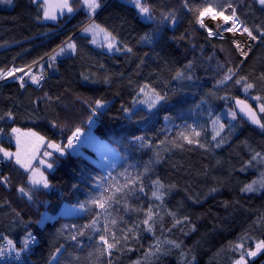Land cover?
<instances>
[{
	"label": "trees",
	"instance_id": "trees-1",
	"mask_svg": "<svg viewBox=\"0 0 264 264\" xmlns=\"http://www.w3.org/2000/svg\"><path fill=\"white\" fill-rule=\"evenodd\" d=\"M68 2L72 4L74 14L69 16L65 13L58 23L38 22L35 19L37 9L32 0H13L11 6L0 5V70L36 64L33 73L44 77L40 88L35 87L28 77L24 79L25 87H20L16 80L0 83V117H5L0 120V127L4 128L0 145L7 149L16 148L10 135L11 127L31 129L47 142L66 144L65 137L72 124L87 128L88 106L85 101L90 104L94 98H105L110 101L109 110L98 119L94 131L97 136L117 148L122 156L121 165L113 175H119L125 169L129 173L133 170V165L137 164L133 175L137 176V171L140 172L144 190L149 195L147 199H137V195L129 193L123 200L119 198L124 193L119 195L117 200L122 207L112 208V217L117 219L112 230H126L135 225L139 218L143 221L151 205L153 216L150 223L155 236L147 232V226L144 225L140 238L133 237L130 242L133 251L115 250L111 257L97 256L95 250L87 246L89 230L85 229L83 239L86 246L83 250L77 249L73 255L79 258L80 264H107L109 259L111 264H191L192 256H195V264H234L239 255L237 245L243 243L245 249L249 245L254 248L258 241L264 240V195L259 192L255 195L240 192L242 185L238 183L255 179L257 173L255 169L243 173L231 171L233 166L239 169L241 159L247 160L252 149L264 150V131L253 125L234 101L226 102L216 98L214 94L210 102L216 114H223V123L227 124L229 121L226 115L229 107L237 113V119L232 121L237 129L228 136L227 143L221 148L210 150L201 148L199 143L190 145L184 140H178L177 143L182 146L177 147L172 141L176 139L179 129L174 128L167 134L168 139L164 144L160 140L166 134L160 132L158 137H154V148L129 149L126 137L121 132L123 121L119 109L121 104L129 102L130 93L137 82L151 83L157 88L176 87L170 78L169 67L162 64L156 56L159 53L165 59L174 61L177 68L183 67L189 59L197 61L200 88L182 98L183 120L174 119L172 123L182 127L184 121L189 123L195 117L207 121L205 116L198 115L195 105L210 92L221 97L225 95L226 85H220L217 92L216 81L222 75L221 68H233L236 73H246L251 78L258 77L264 72V44L259 41L250 55L242 59L228 40L209 37L199 24L190 22L191 16L186 14L187 9L181 11L184 0H149L157 15L160 12L175 11L179 23L175 28L169 25L155 44L146 45L138 41V34L151 25L137 19L136 10L128 4V0H106L103 11L98 10L96 22L109 31L114 29L113 34L117 40L127 43L133 49V53L128 56L119 52L111 54L104 50V45H93L91 36L83 31L91 21L79 0ZM193 2L197 5H218L224 3V0ZM230 2H233L236 14L244 25L250 28L264 25V10H261L258 0ZM54 3L57 1L54 0ZM120 17L126 18L128 24L120 27ZM69 41L76 43L77 51L57 56L54 65L50 67L47 61L50 55L55 54L53 50L58 51L60 46ZM144 53H148V56ZM141 59L144 64L138 71L137 65ZM84 75L99 80L108 76L111 83L93 84L85 81ZM253 82L257 86L250 90V94L244 93L239 86L227 87V94L229 97L247 100L264 120V114L259 113V104L253 99L256 95H264L261 91L264 84L256 80ZM228 85H231V81ZM9 111L13 113L14 119L6 117ZM167 114H161L155 125L157 131L165 127L163 116ZM54 124L59 126L55 127ZM227 133L226 128L221 135L226 136ZM213 134V126L207 121L206 133L192 138L201 143L214 144L211 141ZM157 150L160 154L159 163L149 164ZM68 153L60 158L52 171H47L46 174L55 187L38 193L39 205L28 201L19 191L22 186L26 189L29 187V173L16 164L14 159H6L1 155L0 231L17 242L23 238L26 227L37 235L36 249L28 255L29 264H51L50 253L61 244L67 247L72 243L68 240L67 233L59 232L61 225H84L94 218L86 213L76 216L60 215L65 204L70 206L86 198L84 177L88 173L91 172L94 176L99 173L108 178V174L90 158ZM145 164L149 165L148 172H144ZM155 179L166 186L161 190L166 192L163 201L151 196L152 188L155 189L152 181ZM74 184H79V189L73 188ZM169 184L176 186L170 192L167 191ZM213 187L218 191L210 193L209 189ZM198 195L202 202L194 204L193 200ZM225 201L229 202L227 207ZM137 208L141 210L135 211ZM45 212L55 218L37 223L43 219L40 213ZM94 212L100 211L96 207ZM172 212L177 213L175 218L169 214ZM183 214L188 215V221L183 220ZM176 219H180L181 223L176 224ZM193 225L195 230H192ZM100 226H103V217L100 218ZM171 240L181 243V248L172 247L168 243ZM247 258L249 264H264V252L259 253L256 258Z\"/></svg>",
	"mask_w": 264,
	"mask_h": 264
},
{
	"label": "snow or ice",
	"instance_id": "snow-or-ice-1",
	"mask_svg": "<svg viewBox=\"0 0 264 264\" xmlns=\"http://www.w3.org/2000/svg\"><path fill=\"white\" fill-rule=\"evenodd\" d=\"M0 3L5 5H11L13 0H0ZM80 5L86 9L88 14V19L91 21L83 31L85 33H91L94 39L92 43L95 44V37L98 35H103L107 45V49L113 53H123L125 56L133 53L132 47L128 46L127 43H120L117 37L113 34V31H109L108 28L97 23L95 17L98 10L103 11L106 0H79ZM261 10H264V0H258ZM32 4L35 5L37 11L35 19L38 22L42 21H53L59 22L60 18L65 15L69 16L74 14V8L68 0H60L58 3H53L52 0H32ZM128 4L133 6L136 10L137 19L141 22L151 25L147 30H142L138 34V41L143 44H155L158 38L164 33L169 25L175 28L179 21L177 13L175 11H165L160 12L157 15L156 9L153 8L149 0H128ZM187 9L186 14H190V22L193 24H199L201 29L207 32V36L211 37L213 35L223 39L220 32H215L209 26L204 23V17L208 16L211 20L215 21L218 18L222 19L224 22V30L232 33L233 37L229 43H235L236 49L240 51L242 56H247L248 52L244 50L246 47L249 51L252 45L247 43V40L257 41L259 40L261 44H264V25L257 27H248L239 21V17L236 15L233 2L230 0H224V3L213 5V4H202L197 5L193 0H184L182 4L181 11ZM230 22V23H229ZM128 24V20L124 17L119 18V26L123 27ZM217 27H220L217 25ZM246 33V41L244 42V47L241 46V42L236 41L235 33ZM255 32V34H254ZM175 38V37H173ZM103 46V45H101ZM195 48V46H193ZM77 51V45L75 42L69 41L67 44L59 47V50H53L54 55L48 57V65L51 67L54 65L57 56L63 55L65 53L71 54ZM148 56V53H144ZM156 56L160 59L161 63L168 66L170 69V78L175 82L176 87L172 88H157L151 83H139L133 88L130 93V100L127 104H121L119 112L121 114V120L123 121L121 125V132L124 137H126V142L129 149H143L145 147L152 149L155 147V138L158 137L160 132L165 133L164 139L160 140L161 144L165 143L168 139V129L166 127L157 131L155 125L159 122L162 113H168L163 116V119L169 123H172L174 119L183 120V108L182 105L184 100L182 99L188 93H195L199 88L200 84L199 76L197 75V61L195 59L187 60V63L180 68H177L175 62L171 59H165V57L160 56L156 53ZM35 63V61H33ZM144 64V60H140V64L137 65V70L139 71L140 66ZM103 68V65H100ZM160 65H157L159 67ZM43 69V65H41ZM222 75L216 81L217 92L220 85H226L227 87L239 86L244 93L250 94V90H253L257 85L253 80L259 81V83L264 84V72H262L258 77L251 78L246 73H236L233 68H221ZM16 72H20L28 76V79L34 84H39L43 77H37L31 71V68L25 72L24 67L16 68L13 67L7 71L0 70V80H6L8 77H13ZM24 75L17 77L19 80V86L25 87L26 81L24 80ZM83 75V74H82ZM83 79L85 81H90L93 84L97 83H111L108 76H105L103 80L90 79L89 76L84 75ZM231 81V85L228 82ZM131 80L129 84L131 85ZM227 87H225V95L219 96L217 93H209L207 96L202 97L195 105V109L198 115H203L206 117L207 121H210L213 126L214 134L211 137L210 142L201 143L198 140H194L192 137H199L200 132L196 131V128L188 124L186 121L183 123V127L179 125H173L179 130L176 133V139L172 141L177 147H181L178 140L187 141L188 144L199 143L201 148H209L210 150L221 148L222 145L227 143L228 136L235 133L237 125L233 124L232 121L237 119L236 111L229 107L227 109L226 115L229 118L227 124L222 122V115L216 114L212 107L211 99L214 94L216 98L223 99L226 102L234 101L235 105L239 108L240 112L248 118V120L256 125L261 131H264V120H262L258 115L256 110L253 109L252 105L247 102V100L240 99L238 97H229L227 94ZM264 92V89L261 90ZM47 95V94H45ZM51 99V97H48ZM253 99L259 104V113L264 114V95H256ZM85 103L88 106V115L86 117L87 121V131L84 127L78 124H72L68 128L69 134L65 137L66 144L63 142L57 143L56 141H49L46 144L47 148L52 149V151L43 152V159L38 161V165L34 167L33 161L37 159V152L40 147V143L44 141V137L40 136L38 133L32 131L31 129L24 130L19 127H11L10 135L11 138L15 140V153H12L4 148H0V152L3 153L6 158H15V162L21 165L30 175L27 176V182L29 187H20L19 191L26 196L27 200L35 205H39L40 200L38 193L42 190H47L55 187V184L47 175L48 170H52L56 167L61 157L66 156L68 150H71V154L78 157L84 156L82 149L88 148L97 152L100 156V160L97 162L101 169L107 167H115L113 163V156L110 155L114 150L110 147L108 143L102 140L96 135L94 127L98 122V119L102 117L106 111H108V105L110 101L105 98H94L90 104L87 101ZM191 109H189L190 111ZM174 113V115H173ZM6 117L8 119H14L12 112H7ZM5 117H0V120H4ZM6 122V121H5ZM58 127V124H54ZM228 129L227 135H221V133ZM0 133H4V128L0 127ZM143 133V134H141ZM83 137V139H81ZM219 137V139H218ZM58 154V155H56ZM126 159V158H125ZM160 154L159 150L154 153V159L149 161L151 163H159ZM144 172L149 171V165H143ZM43 169V170H42ZM249 169H255L257 176L255 179H250V181H238L242 186L239 188L240 192L249 193L255 195L256 193H261L264 195V150L257 151L252 149L247 160L241 159L239 169L234 166L231 171L247 172ZM230 171V178H231ZM120 175L125 177V184L118 185L115 179L112 177L111 172L108 173V178L97 173L95 176L90 172L84 177V183L86 185V198L78 200L77 203L65 207L61 211L67 215H74L76 213L84 212L89 216L94 218L90 219L89 223L84 225H78L76 223H69L61 225L59 229L60 233H67L68 240L72 243L69 246L61 244L56 247L50 253L51 264H80L78 257H75L73 253L79 249L83 250L85 248V229H88L87 235V246L95 250L97 256H109L113 254L115 249L117 252L124 249L127 242V235L125 230H121V235H117L112 231L110 225H115L117 219L112 217L111 212L108 210L111 208L112 202L116 199V191H121L123 188H128L129 182L139 181L137 188H128L127 192H124L123 196L119 199L123 200L128 197L129 193L138 192L140 194L144 193V184L141 180L140 175L136 177H131L127 174V170L120 173ZM7 181V178H5ZM155 190L151 192V196L157 200L163 201L166 195V186L159 179L152 181ZM79 184H74L73 188L79 189ZM176 186L174 184L167 185V191H171ZM115 189V191H114ZM218 189L213 187L209 189L210 193L217 192ZM140 198L139 195L136 197ZM193 200L192 196L188 197ZM119 202V200H116ZM194 204H200L201 198L198 195L194 200ZM229 204L225 201V206ZM107 206V207H106ZM100 208L104 210L103 212H94V208ZM135 211H140L141 209H134ZM174 218L177 213H169ZM41 217L51 219L48 214L40 213ZM153 212L152 206L149 205L146 213V218L143 219V225L147 226L146 231L150 232L155 236L154 229L150 221L152 220ZM103 217V226H100V218ZM122 219V217L120 218ZM189 217L187 214H183V220L188 221ZM38 220L37 223H41ZM176 224H180L181 220L176 219ZM264 223V221H262ZM255 222H253V227ZM195 230V225L193 229ZM127 232H133V229H127ZM0 239L4 241L0 244V264H29L28 255L31 252L32 246L38 243L37 235L32 231L25 229V234L23 238L17 242L7 236H0ZM19 243V246H17ZM168 243L176 248H181V243L176 240L168 241ZM71 249V250H70ZM236 250L239 255L234 260V264H249L247 257L255 258L259 253L264 252V240H260L256 243L253 248L251 245L245 249L243 243L237 245ZM159 251V249H158ZM183 255V253H181ZM107 264H111V260L107 261ZM191 264H195V256L191 257Z\"/></svg>",
	"mask_w": 264,
	"mask_h": 264
},
{
	"label": "rangeland",
	"instance_id": "rangeland-1",
	"mask_svg": "<svg viewBox=\"0 0 264 264\" xmlns=\"http://www.w3.org/2000/svg\"><path fill=\"white\" fill-rule=\"evenodd\" d=\"M52 2L54 3V0H52ZM0 5H4V6H11V5H5V4H2V3H0ZM86 10V9H85ZM87 12V11H86ZM99 13V12H98ZM207 18H209L208 16H206V17H204V23L207 25V26H209V24L207 23ZM218 20V19H217ZM210 27V26H209ZM90 36H91V38H92V40L94 39V37L92 36V34L91 33H88ZM222 36H223V39H226V40H228V41H230L231 39L230 38H228V35H224V33L223 34H221ZM211 37H215V38H219V37H217V36H215V35H213V36H211ZM95 40H96V43L95 44H93V45H95V46H100V45H104V50L106 51V52H108V53H111V54H113V52H110L108 49H107V45H106V42H105V38H104V36L101 34V35H98V36H96L95 37ZM234 46H235V48H236V45H235V43H232ZM118 53V52H117ZM20 68V67H19ZM29 70V69H28ZM26 68H25V72H27L28 71ZM31 71H32V73H33V68L31 69ZM34 74V73H33ZM21 75H24V74H22V73H20V72H16L15 74H14V76L13 77H8V79L9 78H12V79H10V80H16L17 79V77H19V76H21ZM26 77H28L27 75H24V79L26 78ZM5 80H0V83H2V82H4ZM18 81V80H17ZM188 124H190V125H192L193 127H195L196 128V131H198V132H200V136L203 134V133H206V130H207V121H205L204 119H202V118H199V117H195L191 122H189ZM174 125V123H169V122H166V124H165V127L168 129V133H170L174 128H176V127H174L173 126ZM182 127H183V125H182ZM22 129V128H21ZM24 130H28V129H24ZM33 131V130H32ZM35 132V131H34ZM41 136V135H40ZM199 136V137H200ZM101 138V137H100ZM81 139H83V137L81 138ZM102 140H104L106 143H108L109 145H110V147L114 150L112 153H110V155H112L113 156V163H114V165H115V167H107V168H105V169H102V171L105 173V174H108L109 172H111V174L113 175V173L116 171V170H118V168L120 167V165H121V162H122V156H121V154H120V152L117 150V148H115L111 143H109L107 140H105V139H103V138H101ZM12 140H13V142H14V145H15V140H14V138H12ZM48 142H47V140L46 139H44V141L42 142V143H40V147H39V149H38V152H37V159L36 160H34L33 161V166L34 167H36V166H39L38 165V161L40 160V159H43L44 157L42 156V154H43V152H45V151H52V149H50V148H47L46 147V144H47ZM1 148H4L3 146L1 147ZM4 149H6V150H8V151H10V152H12V153H15V151H16V148L15 149H7V148H4ZM81 151H83L84 152V155L86 156V157H88V158H90L93 162H95L98 166H99V164L97 163L99 160H100V156H99V154L97 153V152H95V151H93L92 149H88V148H85V149H82ZM1 155H2V157H4V155H3V153L1 152ZM4 158H6V157H4ZM6 159H9V158H6ZM11 159H14L15 160V158H14V156H13V158H11ZM21 166V165H20ZM137 166V164H134L133 165V170H131L129 173H127L129 176H131V177H136V175H133V173H134V171H135V167ZM23 168V167H22ZM24 169V168H23ZM25 170V169H24ZM43 170V169H42ZM53 170V169H52ZM52 170H49V171H52ZM26 171V170H25ZM137 173L139 174L140 172H138L137 171ZM29 175H30V173H29ZM113 178L115 179V182H116V184H118V185H124L125 184V177L124 176H122V175H113ZM138 185H139V181H135V182H129V184H128V188H137L138 187ZM128 188H123L121 191H116V199L112 202V205H111V208L110 209H108L110 212H111V214H112V208L113 207H115V206H120V207H122V204H121V202L119 201V202H116V200H117V197L119 196V195H121V194H123L124 192H126V191H128ZM47 190H49V189H47ZM153 190H155L154 188H152V190H151V192L153 191ZM114 191H115V189H114ZM133 195H139L140 196V198L139 199H141V198H143V199H147L148 197H149V195L147 194V192L144 190V193L143 194H140V193H138V192H135ZM67 206H69L68 204H65L64 206H63V208L62 209H64L65 207H67ZM107 207V206H106ZM98 208V207H97ZM61 209V210H62ZM98 210L100 211V212H103L104 210H102V209H100V208H98ZM84 212H80V213H76V214H74V215H67V214H64L62 211L60 212V215H62V216H76V215H80V214H83ZM126 213H127V211H126ZM113 215V214H112ZM48 216L49 217H51V219H48V218H44L43 217V219H42V222L44 223V222H46V221H48V220H53L55 217L54 216H52V215H50V214H48ZM110 227L112 228L113 227V225H110ZM143 228H144V225H143V223H142V220L139 218L138 219V222L135 224V225H133V226H130V227H128V229H133V232H127V229L125 230V234L127 235V242H126V245H125V247H124V249H128V250H130V251H133V247L131 246V244H130V242H131V240H132V238L134 237V238H136V239H138V238H140V235H141V233H142V231H143ZM113 229V228H112ZM113 232H115L118 236L119 235H121V230L120 229H117V231L116 230H112ZM113 252H115V249L113 250ZM109 257V256H108ZM249 258H252V257H249ZM256 258V257H255ZM247 260H248V258H246Z\"/></svg>",
	"mask_w": 264,
	"mask_h": 264
},
{
	"label": "built area",
	"instance_id": "built-area-1",
	"mask_svg": "<svg viewBox=\"0 0 264 264\" xmlns=\"http://www.w3.org/2000/svg\"><path fill=\"white\" fill-rule=\"evenodd\" d=\"M237 15V14H236ZM210 18V17H209ZM207 20V23H208V18L206 19ZM240 21V20H239ZM241 22V21H240ZM246 41V35H244V41H242V43H241V46L242 47H244V42ZM258 42H259V40H257V41H250V40H247V43L248 44H251L252 45V47H251V50L249 51L246 47L244 48V50L245 51H247L248 52V55L245 57V56H242L241 54H240V51L238 50V49H236L237 50V54H238V56L239 57H241L242 59H246L249 55H250V53L255 49V47L257 46V44H258ZM36 64H33V65H29V66H25L24 68H26L27 70L29 69V68H34V66H35ZM16 68H19V67H16ZM34 75H36L38 78L39 77H43V75L42 74H39V73H37V74H34ZM10 79H12V78H7L5 81H8V80H10ZM18 79H16V81H17ZM19 81V80H18ZM31 83H32V81L31 80H29ZM43 83H44V77H43V79H41L40 80V83L39 84H34V83H32L35 87H37V88H40L42 85H43ZM167 121H165V123H166ZM85 131H87V128L85 129ZM2 138V133H0V139ZM2 146L0 145V148H1ZM68 151H70L71 152V150L69 149ZM0 162H1V156H0ZM0 171H1V169H0ZM0 236H6V234L4 233V232H1L0 231ZM38 238V237H37ZM4 243V241L2 240V239H0V244H3ZM36 245L37 244H35V245H33L32 246V249H31V252L30 253H32V252H34L35 251V249H36Z\"/></svg>",
	"mask_w": 264,
	"mask_h": 264
},
{
	"label": "bare ground",
	"instance_id": "bare-ground-1",
	"mask_svg": "<svg viewBox=\"0 0 264 264\" xmlns=\"http://www.w3.org/2000/svg\"><path fill=\"white\" fill-rule=\"evenodd\" d=\"M208 20H209L208 24L213 29L214 33L218 31L221 34L224 33V35H228V38L232 39L233 34L224 30V22L222 19L218 18V20L213 21L211 20V18H208ZM217 25H219L220 27H217ZM244 35H246V33L245 34H241L239 32L235 33L236 41L242 43V41H244Z\"/></svg>",
	"mask_w": 264,
	"mask_h": 264
},
{
	"label": "water",
	"instance_id": "water-1",
	"mask_svg": "<svg viewBox=\"0 0 264 264\" xmlns=\"http://www.w3.org/2000/svg\"><path fill=\"white\" fill-rule=\"evenodd\" d=\"M56 1H57V3L60 2V0H56ZM99 12H101V11H99ZM98 14H99V13H98ZM96 16H97V15H96ZM242 114L244 115V113H242ZM244 116H245V115H244ZM245 117H246V116H245Z\"/></svg>",
	"mask_w": 264,
	"mask_h": 264
}]
</instances>
